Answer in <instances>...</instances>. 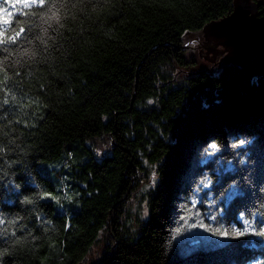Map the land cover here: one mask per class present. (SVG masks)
I'll return each instance as SVG.
<instances>
[{"label": "trees", "instance_id": "obj_1", "mask_svg": "<svg viewBox=\"0 0 264 264\" xmlns=\"http://www.w3.org/2000/svg\"><path fill=\"white\" fill-rule=\"evenodd\" d=\"M234 1L0 0V264H264V50L187 45Z\"/></svg>", "mask_w": 264, "mask_h": 264}, {"label": "water", "instance_id": "obj_2", "mask_svg": "<svg viewBox=\"0 0 264 264\" xmlns=\"http://www.w3.org/2000/svg\"><path fill=\"white\" fill-rule=\"evenodd\" d=\"M264 0H235L233 11L220 20L207 24L206 41H213L208 52L223 47L226 61L244 66L264 50Z\"/></svg>", "mask_w": 264, "mask_h": 264}, {"label": "rangeland", "instance_id": "obj_3", "mask_svg": "<svg viewBox=\"0 0 264 264\" xmlns=\"http://www.w3.org/2000/svg\"><path fill=\"white\" fill-rule=\"evenodd\" d=\"M187 45H190L193 49V53L195 57L198 59L199 64L204 67L208 66L214 67L220 65L222 58L226 55V52H223V47H217V50L214 55L212 52H208V46H213V41H206L204 38V33H197L193 35L190 40L188 41ZM140 192L136 195L135 199L131 203L132 209L135 211L138 209L141 215L144 217L147 213L146 209V202L143 200L141 201L140 205H138V197ZM138 211V212H139ZM106 235L103 233L101 235L100 240L97 242V246L92 249V253H90L82 262V264H94L97 259H99L100 251L105 245Z\"/></svg>", "mask_w": 264, "mask_h": 264}, {"label": "snow or ice", "instance_id": "obj_4", "mask_svg": "<svg viewBox=\"0 0 264 264\" xmlns=\"http://www.w3.org/2000/svg\"><path fill=\"white\" fill-rule=\"evenodd\" d=\"M242 143H243V141H242ZM213 147H215V145H213ZM237 194H238V193H236V191L233 190L232 192L229 193V199H231L234 195H237ZM213 219H215V217H213ZM243 224L245 225L244 231L241 232V231H239V230H235V229H234V230L232 231V235H233V236H242V235H244V234H246V233L248 232L249 227H250V225L248 224V221H243ZM201 226H202V227H207V226H204V225H201ZM215 234H217V235H225V236H227L229 233H228L227 230H225L223 233H221L219 229H216V230H215ZM257 235L264 236V230H262V231H260L259 233H257Z\"/></svg>", "mask_w": 264, "mask_h": 264}, {"label": "flooded vegetation", "instance_id": "obj_5", "mask_svg": "<svg viewBox=\"0 0 264 264\" xmlns=\"http://www.w3.org/2000/svg\"><path fill=\"white\" fill-rule=\"evenodd\" d=\"M264 16V15H263ZM215 51H218L217 48L215 49ZM213 53V52H212Z\"/></svg>", "mask_w": 264, "mask_h": 264}]
</instances>
